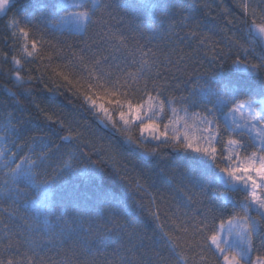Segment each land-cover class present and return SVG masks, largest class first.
Instances as JSON below:
<instances>
[{
  "label": "snow or ice",
  "instance_id": "1",
  "mask_svg": "<svg viewBox=\"0 0 264 264\" xmlns=\"http://www.w3.org/2000/svg\"><path fill=\"white\" fill-rule=\"evenodd\" d=\"M14 7L12 0H0V13L6 14ZM241 7L250 21H244L246 35L250 38L248 45L235 38L226 39L224 48L215 44L209 49L213 54L210 63L217 65L214 72H201L196 66L200 63L196 58L197 50L213 41L210 34L198 30L207 16L203 20L196 18L201 9H209L210 15L209 3H202L199 8L193 3L182 9L176 19L168 15L167 4L154 0L127 6L133 13L139 9L151 10L153 22L167 18L170 22L163 29L145 25L137 15L117 20L113 5L106 0H93L91 6L89 0H73L72 4L67 0H43L38 15L26 12L23 21L14 16L10 18L7 27L15 29L11 34L13 39L17 33L25 37L29 33L43 37L56 31L63 33L67 28L70 35L78 34L91 40V43L88 40L79 42L83 46L78 57L76 49L67 40L52 43L41 39L40 45L57 53H63L67 48L76 58L74 66L81 67L86 73L89 81L86 85H80L78 81L74 84L63 72L58 75L70 90L75 88L82 96L98 122L115 128L117 122L105 104H113L117 109L126 105V111H119L120 121L125 126L130 121H137L142 135L147 133L153 140L174 144L192 154L191 163L183 169L181 184L184 188L181 190H187L186 207L195 203L198 208L191 212L177 208L172 214L174 219L168 217L170 230H165V225L160 223L159 209L152 211L156 227L160 229V247L167 255L148 248L132 221H127L126 225L118 223L117 218L124 207V193L118 195L104 187L105 162L115 169V156L106 148H98L75 120L58 117L44 128L27 129L28 121L22 115L25 109L19 107L21 115L13 117L8 113L6 123L0 129L17 138L26 131L31 133L19 144L16 140L11 141L18 151L0 147V199L10 202L4 209L7 216L0 215L3 227L0 264H264V257L252 258L258 243L264 248V55L253 58L249 54V46L254 43L252 37L258 35L264 41V0L259 4L256 0H241ZM125 11L127 13V9ZM57 16L59 19H54ZM228 23L232 21L228 20ZM154 41H160L164 47ZM186 41L188 47L195 42L192 53L181 47ZM100 44H104L106 50L110 49L108 55H98L94 51ZM30 45L33 51H28V44L22 48L27 57L34 58L37 41L31 40ZM233 49L242 52L244 59L232 60L238 71L225 75L222 68L224 61L231 58L229 53L238 55ZM252 51H255L254 47ZM12 60L20 63L15 57ZM241 72L247 75H240ZM175 73L187 79L174 83L179 79ZM12 75L21 85L31 84L39 78L29 76L25 79L19 70ZM97 87L103 89V94ZM170 90H187V95L176 96L170 94ZM25 92L30 95L31 89L25 88L20 94ZM137 92L143 94V102L133 104L126 99ZM152 92L156 93L155 97ZM121 97L125 99L121 100ZM166 102L173 117H177V105L186 115L189 108H202L203 112L195 115L205 126L202 129L204 135L193 137L187 132L176 131L169 137V124H178L180 118L169 119L164 125L165 130L161 131L153 117L163 112ZM237 115L240 122L236 120ZM44 118L51 120L47 112ZM224 133L228 134L227 144L231 150L226 160L217 156L213 146L220 142ZM127 140L134 142L130 135ZM156 152L152 149L149 154ZM92 154L100 159L92 160ZM70 174L81 176L94 186L100 200L109 206L114 228L127 237V244L120 243L109 254L106 241L112 229L85 228L83 220L70 217L67 212L52 222L56 188ZM214 184L216 188L212 187ZM240 193L246 194L238 200L236 197ZM152 205L155 207V198ZM128 228L132 230L128 231ZM69 240L73 242L69 244ZM50 252L55 255H49Z\"/></svg>",
  "mask_w": 264,
  "mask_h": 264
},
{
  "label": "trees",
  "instance_id": "2",
  "mask_svg": "<svg viewBox=\"0 0 264 264\" xmlns=\"http://www.w3.org/2000/svg\"><path fill=\"white\" fill-rule=\"evenodd\" d=\"M42 2L43 0H12L15 7L6 14L2 13L0 15V129L5 125L8 113H11L13 117L21 115L19 107L25 109L22 115L28 121L26 128L30 130L44 128L45 125L55 121L58 117L78 121L82 126L80 130L84 131L88 135V138L96 143L98 148H106L115 156V169L111 164L105 162L104 187L108 191L117 192L118 195L124 193V207L122 214L117 218L118 223L126 225L127 221H132L139 235L143 238L144 245L155 251H159L161 255H167V251L160 247V229L156 227L157 222L152 217L151 212L159 209L160 223L165 225V230H170L169 225L171 221L168 217H172L177 208L189 212L198 208V205L195 203L190 207H186L185 192L187 190H181L184 188L181 184L183 169L184 166L191 163L192 154L174 144L160 143L153 140L147 133L142 135L137 126V121H130L125 126L123 122H119L115 114H111L117 122L115 128L111 125L105 126L97 121L95 116L89 112L82 96L75 91V88L70 90V87L58 75L59 72H63L65 75H69L74 84L78 81L80 85H86L89 82L86 73L81 67L74 66L76 65V58L68 53L67 48L64 49L63 53H57L52 48H42L40 45L41 39L51 41L52 43L67 40L76 49L78 57L81 54L80 48L83 46L79 42L88 40L91 43L88 37H82L78 34L70 35L67 28H65L63 33L56 31L52 34H45L43 37L39 35L34 36L31 33L25 37L17 33L15 39L11 38V34L15 29L7 27L10 18L14 16L16 19L23 21L26 12L38 15L39 5ZM106 2L113 5V15L117 20L121 18L130 19L132 15H137L145 25L152 28H158L159 26L161 29L166 28L170 22L165 17H161V19L153 22L151 10L139 9L133 13L132 9L127 8L129 4H142L144 0H106ZM154 2L167 4L169 6L168 15L172 19L178 18L181 10L193 3H196L198 8L202 3H209L211 5L210 15L209 9H201L196 15L197 20H203L207 16L203 27L198 30L213 37V41L208 42L203 49L197 50L198 55L196 58L200 63L196 66L201 72L205 70L208 72L217 71V65L210 63L213 54L209 50L215 44H218L219 48H224L226 39L235 38L242 44L248 45L249 39L246 35L247 24L244 21H249V17L243 12L241 0H154ZM261 2L262 0L258 1V4ZM29 4H31V7H29ZM195 11L194 9V13ZM156 15L160 16V13L157 12ZM54 19H59V16ZM161 20H163L162 25ZM228 20H231L232 23L229 24ZM259 22L258 19L257 23ZM21 26H23V23ZM33 39L37 41L36 54L34 58H29L25 55L22 46L28 44V51H33L30 45V41ZM154 43H159L160 47H164V44L160 41H154ZM188 43L186 41L181 47L186 52L192 53V49L196 47L195 42H191L192 47H188ZM253 47L255 48L254 52L252 51ZM94 51L98 55L103 54L106 56L110 49L106 50V46L100 44L98 48H94ZM233 52H238V55L229 53L231 58L224 61L222 68V73L225 75L238 71L236 66L232 64V60L244 59V54L239 52L238 49H233ZM5 53L7 54V59L5 58ZM249 54L253 58L258 54L264 55L263 47L258 40L249 46ZM12 57H15L20 63L16 64L12 60ZM49 57H51L50 60ZM58 57H66V59ZM253 62H255L254 59ZM16 70H19L25 79L29 76L39 78L34 79L31 84L21 85L17 83L15 77L12 75ZM175 75L179 79L174 83H180L184 79H187V77L181 76L179 73H175ZM240 75L247 74L241 72ZM100 83L103 84L104 82L101 81ZM25 88L31 89L30 95L27 92L24 95L20 94ZM181 88L183 89V85H181ZM97 91L103 94L102 88L97 87ZM170 94L176 96L181 94L187 95V90H170ZM142 95V93L137 92L127 96L126 99L135 104L143 102L141 100ZM152 95L155 97L156 93L152 92ZM121 99L124 100L125 97H121ZM144 99L146 100V97ZM13 105H17V107H13ZM37 105L39 108H37ZM176 107L178 109L177 117L172 116L167 102L164 105L163 112L153 117L156 123L160 125V130H165L164 125L168 124L169 119L180 118L186 120L188 123H192L193 132L191 136L200 137L204 135L202 129L205 126L195 115L202 113L203 109L198 107L189 108V113L186 115L185 112L179 110V105ZM40 109L44 111L42 112ZM45 112L51 117L50 121L45 120ZM149 115L152 114L149 113ZM223 119L221 117V120ZM15 122L13 119L12 123L14 124ZM53 126L58 127L55 124ZM29 134L31 133L26 131L22 133L20 138H17L11 133H5L0 130V147L18 151L16 148H13L11 141L16 140L19 144ZM64 134L66 133H62V135ZM168 134L169 137L173 135V133ZM5 135L8 136V139H4ZM129 135L134 142H128L127 137ZM228 138V134L224 133L220 142L213 144L217 149V156L224 160L227 155ZM54 141L59 143L58 139L54 138ZM140 145H143V147H140ZM152 149H156L157 152L149 154ZM24 151H27V149H24ZM91 159L97 160L100 157L92 154ZM82 163H87V161H83ZM222 166L226 165L222 164ZM0 176H2V173H0ZM216 186L214 184L212 187L216 188ZM220 190L222 191L223 189L221 188ZM188 194L191 195V193ZM245 194L240 193L236 198L238 200L242 199ZM30 195H35V193H30ZM209 195H212V191H209ZM153 198H155V207L152 205ZM162 199L163 203L161 202ZM55 200L56 208L54 215L51 217L53 223L56 222L57 216L67 212L70 217H79L80 220H83L85 228L92 227L95 229L99 227L101 231H104L105 228L112 229L111 236L106 241V251L109 254L120 243L127 244V237L124 236V233L114 228L113 217L108 204L100 200L94 186L83 177L71 174L65 177L56 188ZM9 203H5L3 199H0V215L7 216L4 209L9 207ZM227 214L225 213V215ZM172 218L174 219V217ZM131 230V228H128V231ZM2 232L3 227L0 225V234ZM122 237L123 239H121ZM72 242V240L68 241L69 244ZM257 249L252 257L258 255L264 257V248H261L259 243L257 244ZM49 255H55V253L50 252ZM55 258L59 259V256Z\"/></svg>",
  "mask_w": 264,
  "mask_h": 264
},
{
  "label": "rangeland",
  "instance_id": "3",
  "mask_svg": "<svg viewBox=\"0 0 264 264\" xmlns=\"http://www.w3.org/2000/svg\"><path fill=\"white\" fill-rule=\"evenodd\" d=\"M258 1H260V0H256V3H258ZM67 2L69 4H72L73 0H67ZM92 2H93V0H89V6H91ZM71 10H76V9H71ZM1 14L2 13H0V15ZM248 39H250V38L248 37ZM251 39L254 40V43L256 42V40H258L260 42V44L262 45L263 50H264V41H261L258 35L252 37ZM121 100H123V99H121ZM105 106L109 108L110 114H115V117L119 120V122H122V121H120V118H119V111H121V110L126 111L127 110L126 105H125V107L123 109H117V107L115 105L108 104V103H106ZM236 120L238 122H240L241 118H240L239 115L236 116ZM185 125H187V126H185ZM192 127H193L192 123H188L184 119H179V123L178 124H169V127H168L167 131H168V133H174L176 131H179L180 133L187 132L191 136V134L193 132L192 131ZM201 143H203V141H201ZM226 152H227L226 153L227 154L226 155V159H227V157L231 154V150L229 149V146H227V151ZM252 258H253V260H255L256 256L252 257Z\"/></svg>",
  "mask_w": 264,
  "mask_h": 264
}]
</instances>
